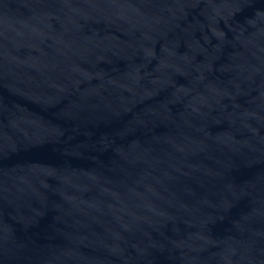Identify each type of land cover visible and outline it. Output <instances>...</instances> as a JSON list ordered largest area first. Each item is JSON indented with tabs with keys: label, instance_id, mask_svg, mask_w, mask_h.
I'll return each instance as SVG.
<instances>
[{
	"label": "water",
	"instance_id": "1",
	"mask_svg": "<svg viewBox=\"0 0 264 264\" xmlns=\"http://www.w3.org/2000/svg\"><path fill=\"white\" fill-rule=\"evenodd\" d=\"M0 264H264V0H0Z\"/></svg>",
	"mask_w": 264,
	"mask_h": 264
}]
</instances>
